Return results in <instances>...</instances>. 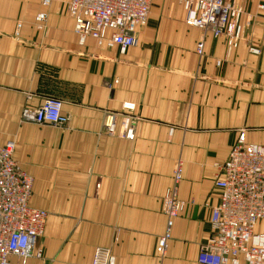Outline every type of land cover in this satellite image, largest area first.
Returning <instances> with one entry per match:
<instances>
[{
  "label": "crops",
  "instance_id": "1",
  "mask_svg": "<svg viewBox=\"0 0 264 264\" xmlns=\"http://www.w3.org/2000/svg\"><path fill=\"white\" fill-rule=\"evenodd\" d=\"M67 2L0 0V147L15 143L13 159L33 179L30 206L48 213L36 241L42 258L26 264H91L96 248L114 264H157L177 162L185 208L162 264H198L219 203L216 165L241 131L264 147V11L242 3L236 45L208 36L198 57L199 31L178 3L152 0L137 46L120 53L92 39L80 45ZM48 97L62 100L64 127L21 122L23 108ZM108 112L137 118L132 141L105 133Z\"/></svg>",
  "mask_w": 264,
  "mask_h": 264
},
{
  "label": "built area",
  "instance_id": "2",
  "mask_svg": "<svg viewBox=\"0 0 264 264\" xmlns=\"http://www.w3.org/2000/svg\"><path fill=\"white\" fill-rule=\"evenodd\" d=\"M57 0H40L46 8ZM152 0H68L66 11L73 20V33L82 45L92 39L100 47H117L120 53L136 47L137 30L146 26ZM185 13V23L199 31L195 54H204L205 40L224 38L234 47L241 36L242 3L254 2L264 11V0H177ZM46 20L38 13L35 22L40 29ZM21 25L17 26L16 35ZM253 54L258 51L251 49ZM62 100L44 98L36 108L21 111L22 123L38 126L64 127L68 118L62 113ZM124 110H133L132 105ZM137 118L127 114L106 113L103 129L109 136L128 141L134 139ZM15 143L7 141L0 147V264L15 259L26 264L41 259L36 241L43 235L48 213L30 206L33 179L13 159ZM214 186L219 203L211 209V234L198 248V264H264V147L249 145L243 131L231 147L227 159L216 165ZM182 163L177 162L172 186L162 200L166 218L164 232L158 237L155 257L164 261L175 220L184 211L185 203L178 197L182 181ZM109 249L96 248L91 264H114Z\"/></svg>",
  "mask_w": 264,
  "mask_h": 264
},
{
  "label": "rangeland",
  "instance_id": "3",
  "mask_svg": "<svg viewBox=\"0 0 264 264\" xmlns=\"http://www.w3.org/2000/svg\"><path fill=\"white\" fill-rule=\"evenodd\" d=\"M170 3H172V4H175V5H177V0H168ZM244 11V10H243ZM243 18V17H242ZM242 20V19H241ZM241 33H242V31H241Z\"/></svg>",
  "mask_w": 264,
  "mask_h": 264
}]
</instances>
